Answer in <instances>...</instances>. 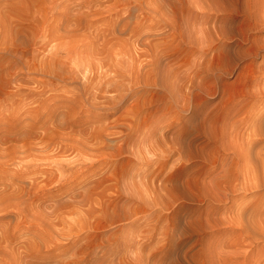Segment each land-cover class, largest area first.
I'll return each instance as SVG.
<instances>
[{
	"label": "rangeland",
	"instance_id": "1",
	"mask_svg": "<svg viewBox=\"0 0 264 264\" xmlns=\"http://www.w3.org/2000/svg\"><path fill=\"white\" fill-rule=\"evenodd\" d=\"M252 1L0 0V264H229L264 225L216 129L264 72Z\"/></svg>",
	"mask_w": 264,
	"mask_h": 264
},
{
	"label": "bare ground",
	"instance_id": "2",
	"mask_svg": "<svg viewBox=\"0 0 264 264\" xmlns=\"http://www.w3.org/2000/svg\"><path fill=\"white\" fill-rule=\"evenodd\" d=\"M259 2L261 3V1H259V0H254L253 3L258 4ZM262 3H264V0H262ZM256 11L257 10H255V12L253 11L254 13L252 12V14H254V15H251V16L252 17L255 16L258 19L259 18L258 16H261V14L259 12H256ZM250 13H251V11H250ZM256 29H260L261 31H263L262 30V29H264L263 24L260 25V27H256ZM257 45H258L257 47L263 48L264 47V39L260 43L258 41ZM249 48H254V45H252ZM249 48H245V50H244L245 56L249 55V51H248ZM262 57H263V61H264V55ZM255 66H257V65H255ZM259 71L260 70H258V69H256V70L254 69V65L252 62L246 63L242 67L241 77H242V82H243V88L241 90L240 98H239V101L237 104V106L239 108V112H240L239 123L236 124L233 122H229V123H226L225 125L218 126L216 128V129H218V133H219L217 135V137L220 139L221 138L226 139L229 142V145L225 146L227 144V142L225 144L226 140L225 141L223 140L224 142L222 141V145H220V146H221V148H223V151H224V148H226V147L232 148V147L237 146L236 148H239V151H240V156L238 157L239 161L238 162L236 161V163L229 162L232 164V166L230 169L229 168L228 169L231 172V173H229L231 176H233V174L236 173V177H237L238 176L237 172H240V174L243 175L245 180H242L240 177L241 181H243L242 182L244 185L243 189L247 188V187H249V189H250V187L251 188L253 187L252 189H254V188L258 187L260 184L263 185V183H264V72L259 73ZM235 133L238 134V142H237L238 144L232 143V140H231V137L233 138L234 137L233 134H235ZM211 141L213 142L214 140H211ZM229 151H230V149H229ZM233 151H234V149H233ZM251 159H256V162L258 163V169L255 167L254 168L252 167L253 162L251 161ZM234 161H235V159H234ZM239 162H241L244 166V167L242 166L243 169L240 168L241 170L239 169L238 164H237ZM250 162L252 163V165H250ZM226 164L227 163H224V165H226ZM226 172H227V170H226ZM247 175L250 177L247 178L246 177ZM231 181H232V179L229 180L228 182L230 183ZM223 182H224V179H223ZM225 183H227V182H225ZM231 183H233V182H231ZM235 183H233V184H235ZM227 185H226V187H227ZM230 185H228V188ZM233 189H231V190L233 191ZM221 198H222V196H221ZM262 207L264 208V204ZM254 209L255 208H253V210ZM257 209L260 211L259 207ZM261 211L263 212V210H261ZM249 212L250 211H248V213ZM240 213H241V210H240ZM244 213L246 214L247 212L244 211ZM255 213H257V211L254 212V215H255ZM258 214H256V216H258ZM259 215H261V214H259ZM250 216H252V215L250 214L249 217ZM255 217H254V219L257 218V217L255 218ZM247 219H248V217H247ZM254 219L248 220V221L246 220V222H244L243 219L241 220L243 223V224H240L241 226L243 225L242 238L233 245V247H236V249L228 251L226 253V255L223 257L225 263L233 264V263H235V259L242 258L241 261H237L239 264H264V247H262L261 250L259 249V251H256V243H257L256 240L258 239V237H262L264 240V225L261 226L260 224H258L259 221L256 222L257 219H256V221ZM254 224L258 226L260 231L254 229V227H253ZM257 235H259V236L257 237ZM248 239H250V242L247 241ZM258 240H260V239H258ZM248 247H250V248L247 249ZM240 248H244L243 251H239L238 249H240Z\"/></svg>",
	"mask_w": 264,
	"mask_h": 264
}]
</instances>
